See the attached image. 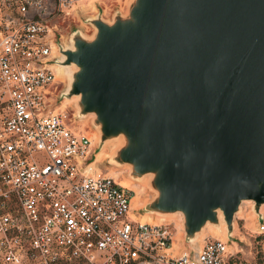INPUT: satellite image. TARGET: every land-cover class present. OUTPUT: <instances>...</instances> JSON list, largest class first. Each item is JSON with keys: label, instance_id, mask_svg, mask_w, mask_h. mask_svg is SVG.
Instances as JSON below:
<instances>
[{"label": "water", "instance_id": "95a60500", "mask_svg": "<svg viewBox=\"0 0 264 264\" xmlns=\"http://www.w3.org/2000/svg\"><path fill=\"white\" fill-rule=\"evenodd\" d=\"M131 3L55 63L100 143L122 134L118 161L153 173L142 212L179 211L188 243L219 221L231 238L241 201L264 203V0Z\"/></svg>", "mask_w": 264, "mask_h": 264}, {"label": "built area", "instance_id": "2783aa9c", "mask_svg": "<svg viewBox=\"0 0 264 264\" xmlns=\"http://www.w3.org/2000/svg\"><path fill=\"white\" fill-rule=\"evenodd\" d=\"M84 1L0 0V264H244L232 233L175 252L169 224L133 211L132 192L95 165L92 139L54 105L48 16ZM258 213L252 242L264 252Z\"/></svg>", "mask_w": 264, "mask_h": 264}, {"label": "rangeland", "instance_id": "374dc122", "mask_svg": "<svg viewBox=\"0 0 264 264\" xmlns=\"http://www.w3.org/2000/svg\"><path fill=\"white\" fill-rule=\"evenodd\" d=\"M131 2L132 0H88V2L84 1L76 4L67 14L62 12L51 13L48 16L47 23L55 25L53 40L57 47V60H61L62 58L58 49L69 48L71 46V39L74 35H79L85 40H90L93 37L95 33L93 20H101L102 22L110 24L114 16L121 15V17H124L127 15L129 6L132 4ZM65 67L67 69L73 67V69L70 70L71 72H74L76 69L74 65ZM55 80L57 81V85L54 105H60V108L64 109L74 119L75 126L79 128V130L84 131L88 137L92 139L95 146L94 153L103 145L101 155L98 156L97 159L94 156L95 165L103 172H106L108 175L118 180H129L136 188L137 194L135 191L134 194L133 191L128 188L132 192L131 208L133 211L138 213L140 218L142 213H144L143 215L148 214L155 216L151 221L168 223L172 232V248L175 252L182 249H196L202 242L200 236L205 231L204 227L206 224L211 223H206L201 229V232L194 237L192 241L193 244H190L187 242V236H185L186 234L183 229L182 214L179 211L167 213L159 212L156 214L142 212L150 209L149 206L156 198V190L152 184L153 173L145 172L142 174H134L131 164L118 161V150L125 144L124 136L122 134L109 136L100 143L101 131L94 113H81L78 98L73 94H69L70 78L55 76ZM262 210H264V207ZM141 219L144 220L143 218ZM253 230L254 223L251 204L243 202L239 206V211L233 217V229L231 233L241 240L242 250L239 255L244 264H264V252L254 246L252 242ZM226 233L227 230H225V235L219 238L230 240L229 235ZM250 243L252 244L251 248L248 247Z\"/></svg>", "mask_w": 264, "mask_h": 264}, {"label": "bare ground", "instance_id": "6f19581e", "mask_svg": "<svg viewBox=\"0 0 264 264\" xmlns=\"http://www.w3.org/2000/svg\"><path fill=\"white\" fill-rule=\"evenodd\" d=\"M82 6V5H81ZM89 6V5H88ZM80 8V7H79ZM84 9V8H83ZM74 14V13H73ZM59 27V26H58ZM71 48V46L69 47ZM73 67L67 69L65 66H62V65H59V64H56L55 65V76L56 77H60V78H66V77H70V74H71V71ZM76 97H78V95H75ZM103 145H101L100 149L95 153V157L97 159L98 156L101 155L102 153V147ZM95 159V160H96ZM118 180V179H117ZM120 184L124 187H127L129 188L131 191H134L136 192L137 194V191H136V188L132 185V183H130L129 180L125 179V180H119ZM135 194V193H134ZM243 202H246V203H250L251 206L253 205V202L251 200H242L241 203ZM240 203V204H241ZM264 207V203H262L261 205H259V208H260V211H262ZM252 213H254L252 210H251ZM149 214H152V213H149ZM155 216L153 215H148V214H145V215H142L141 218H143L145 221H151L154 219ZM221 217V216H219ZM205 228V231L204 233L200 236V238H204L206 236H212V237H223L225 234V230H226V226L224 225V223L222 221H219L218 224L214 225V224H206V226L204 227ZM233 232V231H232ZM227 234V233H226ZM193 244V243H192Z\"/></svg>", "mask_w": 264, "mask_h": 264}, {"label": "crops", "instance_id": "0c3cea01", "mask_svg": "<svg viewBox=\"0 0 264 264\" xmlns=\"http://www.w3.org/2000/svg\"><path fill=\"white\" fill-rule=\"evenodd\" d=\"M200 245V244H199Z\"/></svg>", "mask_w": 264, "mask_h": 264}]
</instances>
